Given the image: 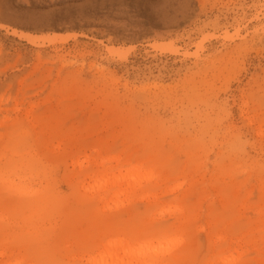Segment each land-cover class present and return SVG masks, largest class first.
<instances>
[{"label":"rangeland","instance_id":"1","mask_svg":"<svg viewBox=\"0 0 264 264\" xmlns=\"http://www.w3.org/2000/svg\"><path fill=\"white\" fill-rule=\"evenodd\" d=\"M113 250L264 264V0H0V264Z\"/></svg>","mask_w":264,"mask_h":264},{"label":"bare ground","instance_id":"2","mask_svg":"<svg viewBox=\"0 0 264 264\" xmlns=\"http://www.w3.org/2000/svg\"><path fill=\"white\" fill-rule=\"evenodd\" d=\"M24 38L28 39L29 42L34 43V44H39V42H50L52 44L56 43H65L71 39H74L77 37L75 34H51V35H30V34H23L22 35ZM111 53L114 55L119 54L120 50L115 49V48H110ZM119 243L123 244V241H118ZM131 249L126 250L125 252L128 253L130 252ZM144 249L139 250L137 252L138 255H143L144 254ZM117 259V252L116 250L113 251H108L107 256L104 258V261L107 264H115V261ZM122 264H133V258L131 261L127 263H122Z\"/></svg>","mask_w":264,"mask_h":264}]
</instances>
